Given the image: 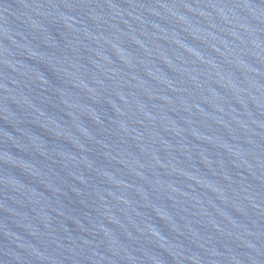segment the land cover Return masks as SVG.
<instances>
[{"label":"water","instance_id":"obj_1","mask_svg":"<svg viewBox=\"0 0 264 264\" xmlns=\"http://www.w3.org/2000/svg\"><path fill=\"white\" fill-rule=\"evenodd\" d=\"M0 264H264V0H0Z\"/></svg>","mask_w":264,"mask_h":264}]
</instances>
